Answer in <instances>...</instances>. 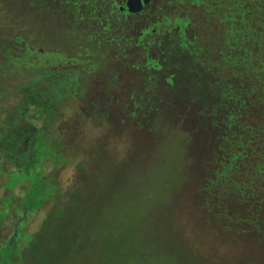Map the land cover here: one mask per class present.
<instances>
[{
    "label": "rangeland",
    "instance_id": "374dc122",
    "mask_svg": "<svg viewBox=\"0 0 264 264\" xmlns=\"http://www.w3.org/2000/svg\"><path fill=\"white\" fill-rule=\"evenodd\" d=\"M187 2H151L149 17L138 19L135 29L125 33L128 44L123 46V38L115 41L136 60L105 52L97 59L101 71L87 82L83 96L60 105L62 110L52 117H41L31 156L35 150L36 161L46 155L44 173L36 162L12 156L5 146L9 142L0 143V196L7 191L4 185L12 187L38 174L46 199L19 223L13 244L0 242V264H264V176L248 177L239 192L231 187L235 174H251L252 167L264 163V76L252 90L251 77L242 67L226 76L224 70L212 69L203 76V69L184 54L148 45L178 40L180 29L171 22L174 16H185ZM54 6L52 0H0V52L13 54L9 45L14 34L30 38L35 49L53 46L71 52L75 44H86ZM188 12L199 15L196 9ZM259 15L252 12L249 21L264 29ZM161 16L169 22L138 44L139 29L149 28ZM114 18H106L113 26L111 36L120 27H114ZM183 29L189 40L191 27ZM214 32H205L204 49L218 44L208 41ZM71 54L81 60L90 55L83 49ZM164 55L168 67L162 62ZM215 55H202L201 61L210 66ZM145 57L159 65L158 70H148L157 79L139 82L126 66L129 61L142 65ZM110 68L117 70L114 81L104 78L103 70ZM45 73L44 68L29 76L25 70L0 69V131L8 137L12 121L7 118L22 96L24 101L26 96L47 101L46 92L35 97L28 90ZM224 94L230 96L227 101L222 100ZM236 95L249 104L257 102V96L263 98L255 105L263 111L253 115L250 109L238 119H247L243 130L224 123L226 115L240 108ZM239 138L246 141V159L245 146L236 144ZM224 168L230 175L215 176ZM26 185L23 181L13 188L20 200L25 191L16 190ZM48 199L60 201V208L52 209V219L41 224L52 206ZM10 223L1 228L0 241L13 238ZM38 227L41 233L34 235Z\"/></svg>",
    "mask_w": 264,
    "mask_h": 264
},
{
    "label": "trees",
    "instance_id": "16d2710c",
    "mask_svg": "<svg viewBox=\"0 0 264 264\" xmlns=\"http://www.w3.org/2000/svg\"><path fill=\"white\" fill-rule=\"evenodd\" d=\"M52 1L55 5L54 11L59 10L62 19L68 23L69 28H73L75 32L80 35V37L86 42V44L84 45L75 44L72 47L74 51H71L75 54L76 49H83L86 53L90 54L88 58H91V64H85L84 66H82V68L87 67V72L92 71V77H94L97 71H101L100 65L97 64L101 63V61H98L97 59H99V56L104 54L105 52H108L109 56L112 58H121L123 56L124 59L127 58L136 60L134 55L132 56V54L130 53L131 50H129L130 55H127L128 52L124 51V48L118 49L117 46H115L116 39L120 38L124 39V45L128 44V41H126V38L124 37L126 32H114L113 35H115L111 36L110 33L113 32V26H109L106 21L101 22L98 18H93L94 21H92L83 17L84 11L87 10H104L110 13H116V8L111 7L112 0H73L71 3L72 7L69 6V0ZM186 9H189L188 11H191L192 13L193 10L196 9L199 11V15L193 17V14H190V12L186 11ZM69 10H71V16L68 15ZM262 11L264 12V0H188L187 4H185L184 9L185 16L180 18L174 17L172 20V23L178 25V28L180 29L177 35L178 40L174 42L164 39L158 40L156 43L149 41L148 45L155 44V49L157 51L162 52L166 47V49L170 52H178L182 55L184 54L195 64H197V66H200L203 69V76L206 71L209 72L211 69L212 72H222L224 70V76H226L230 75L226 73H231L233 68L235 69L237 66L242 67L245 74L251 77L253 83L250 85V88L254 90L253 84L257 80H261V77L264 76V29H260V26L252 24L249 21V16H251L252 12L260 14L259 16L261 17L260 19L262 22L260 25L264 27V13L261 14ZM75 14H77V16ZM194 18H196L197 21ZM113 25L114 27L116 26L115 22H113ZM186 25H188V27H191L192 30L191 38L189 40L186 39L183 35V28L185 27L186 30ZM201 27L203 28L202 33ZM212 28H214L215 32L214 34L210 33V35L208 36V41L211 43L217 41L218 44L214 46L209 45V47H206L205 45L204 49L201 44H204V39H207V34L205 35V32L208 29L211 32ZM33 37L39 40V36L34 35ZM111 40H113V43H111ZM29 41L30 38L26 39L23 36L14 34L11 38V43L9 46L10 48H12L10 49V51L12 50L13 52L18 53V55L10 56L8 54L6 55L5 53L0 52V57L3 56L2 58H0V69L6 67V64H10L11 61L17 62V65H10L9 69L12 71V73L14 71L22 73L20 65H24L27 67L25 72L28 73V76L35 75V73L44 68L46 71L45 75H40L42 76L40 77L38 74L39 77H37L36 80L28 86V90L30 91L32 96L35 97L40 91L46 92L45 96L47 101L42 100L39 96L38 97L41 100L38 98H36L37 100H35V98L32 99L29 96H26L27 99L25 101L24 98L21 99V102H19L20 104H17V106L12 109L10 116L7 118L12 121V125L9 126L7 131L10 133V137H8L9 134H6V131H0V143L7 144L5 143V141L9 142L8 145L5 146L10 147V149L12 150V156L22 155V162H24V160L26 159L30 160L32 165L34 162H36V164H39L41 166L40 168L42 170V164L48 160L46 155L38 159L40 161L42 160V162L36 161V159L34 158L37 155L36 150L34 151V155L31 156L32 145L33 143H35L34 141H37V138L33 136L35 134V131L36 133L38 132V128L36 130L35 126H37V124L40 122L42 116L43 118L52 117L54 112L58 111L60 105L62 106L68 100L76 98L56 96L58 89L61 92L63 91V89L59 88L58 82H63V86H67V84H69V80H72L73 77L71 73L65 72L58 73L57 75V71L50 69V65L63 59L64 54H60L59 50H65L50 46V48L43 50L44 53L41 54V56L39 53H37V49H35L36 47L32 46ZM141 43L142 42H140V44ZM210 53L216 54V61L210 60V66H206V64L201 61V56ZM46 57H49V59L44 63L43 61L46 60ZM164 57L165 55L162 56V62L165 66H167V63L164 61ZM3 58H5L4 63L2 61ZM144 59L145 63L142 65L139 63L135 64L129 61V67L126 66V68L129 70L131 75L135 76V78L139 80V82H150V78H153V74L150 73L147 69L144 71L143 69L144 67L148 68L154 62L148 57H145ZM217 66L220 67L216 68ZM116 71V68H110L106 71V73L105 70H103V74L105 75L104 78H107L110 81H114L117 78ZM80 74H84L83 70L80 72ZM206 74L208 75V73ZM154 78L157 79V77ZM207 79L211 80L210 77ZM47 84L50 86V89L46 87L43 88L44 85ZM221 93L225 92L222 91ZM222 97L223 101H227L228 97L230 96L228 94H224L222 95ZM236 99L237 104L240 105V108L239 110L237 109V112L233 113V115H226L224 117V123L226 124V126L231 125V123L237 124V126L241 127L243 130L245 127L247 128V119L245 121H241L238 119L243 117L245 118V116L250 113V109L252 110L253 115H255L256 113L259 114V111H263V106H257L258 108L255 107L258 101L262 103L263 98L258 100L257 96V102H254L253 104H249L248 101L245 100V98H241L237 95ZM51 103L55 107H52ZM233 103V100L230 99L228 107L231 108ZM33 121L37 123H34ZM19 130H22L23 134H20ZM242 130L241 133H243ZM39 131L42 130L39 129ZM25 137L28 139V147L26 150H23L21 144L23 142V138ZM236 141V144L239 143L245 146L244 150L246 151V156L244 159H246V141L242 138H239ZM230 153L231 146L228 153H226L227 159ZM235 156L236 155H234V157ZM14 161V166L18 168L16 166L18 161ZM263 166L264 163H260V166L256 165L255 167H252L250 172L251 174H235L237 176L235 177V180L231 187L235 190V192H239V190H242L245 185H247L245 179H247L248 177H263ZM226 169L227 168H224L221 172L223 174H215V176H218V178L221 179L230 175L225 173ZM23 181L26 182L27 185L16 190L17 192L21 189L25 191L23 200H20L18 197V193H13V188H16L17 184H20ZM23 181L14 182L12 187H6L4 185L7 191L0 196V230L8 222H11L10 228L13 235V238L8 237L6 240L0 241L6 244L14 243V240L17 236L19 223L23 220L26 221L28 216H30L32 213L37 212L40 207L39 205L44 203V201L46 200L44 195L42 194L43 179L40 177V175L33 174L31 179H28V181ZM68 195L69 193H67L66 196ZM50 197L53 199L52 195H50L49 198ZM52 199L47 200L52 201V206L50 210L44 213L41 224L44 221L46 223L48 220L52 219V216L49 215L52 209L60 208L58 207L60 206V201ZM39 227L33 232L34 235H39L41 233Z\"/></svg>",
    "mask_w": 264,
    "mask_h": 264
},
{
    "label": "flooded vegetation",
    "instance_id": "af4514ba",
    "mask_svg": "<svg viewBox=\"0 0 264 264\" xmlns=\"http://www.w3.org/2000/svg\"><path fill=\"white\" fill-rule=\"evenodd\" d=\"M73 0H69V6L72 7L71 3ZM154 0H148L142 7V9L140 11H138L137 13H128L125 10L124 7V2L125 0H112V4L111 7L116 8L115 12L116 13H110L104 10L101 11H91V10H87L84 11L83 17L88 19V20H92L94 21L93 18H99V19H103V21H106L107 17H115L114 18V22L116 25H119L121 27H118V32H127L130 29H135V22L138 21V19H147L149 16L147 14L149 6L151 5V2H153ZM180 2V1H178ZM181 4V3H179ZM72 10V9H71ZM71 10H69L68 15L71 16ZM118 13V14H117ZM77 16V14H75ZM114 15V16H113ZM154 17V16H153ZM174 17H179L180 16H174ZM173 17V18H174ZM172 18V20H173ZM166 18V16H161L160 18H154L152 24L149 26V28H140L139 31L137 32V36L136 42H139L138 44H140V42H142V39H145L146 36L152 34V33H156L157 27L159 25H161L163 22H169V20ZM102 21V22H103ZM175 25L177 28L179 27L176 24H173L171 22V26ZM108 27V26H107ZM120 29H125V30H120ZM157 40L154 41V43H156ZM107 44V43H106ZM116 46V45H115ZM125 46V45H123ZM59 50V49H58ZM73 50V49H72ZM17 51V50H15ZM49 51V50H48ZM60 54H64L63 55V59L60 61L55 62L54 64L50 65V69L51 70H55L57 71V75L58 73H71L73 75L72 80H69V84H67V86H63V82H58V86L60 89H63V91H59L57 92L56 96H65V98H78L80 96H83V94L87 91V82L92 78V71H88L90 73L87 72V67L82 68V66H84L85 64H91V58H86V59H78L76 56H72V51L68 52V51H61L59 50ZM37 53H39L40 55L43 54V49H37ZM71 54V56H70ZM74 54V53H73ZM18 55V53L13 52V54H11L10 56H16ZM42 56V55H41ZM45 56V54H44ZM8 58V56H7ZM49 59V57H46V60L43 61L44 63ZM44 60V59H43ZM11 64H15L17 65V62L15 61H11L10 64H6V67L1 68L2 71L6 72L9 71L10 69V65ZM83 64V65H82ZM158 66L155 63H152V65H150L148 68L143 69L144 70H158ZM21 70H26V66L24 65H20ZM9 69V70H8ZM83 70L84 74H80V72ZM88 73V74H87ZM62 85V86H61ZM23 99V96H22ZM60 110L61 106L59 107ZM28 139L25 137L23 138V142H22V149L26 150L28 147Z\"/></svg>",
    "mask_w": 264,
    "mask_h": 264
},
{
    "label": "water",
    "instance_id": "95a60500",
    "mask_svg": "<svg viewBox=\"0 0 264 264\" xmlns=\"http://www.w3.org/2000/svg\"><path fill=\"white\" fill-rule=\"evenodd\" d=\"M148 0H125L124 7L128 13H137Z\"/></svg>",
    "mask_w": 264,
    "mask_h": 264
}]
</instances>
